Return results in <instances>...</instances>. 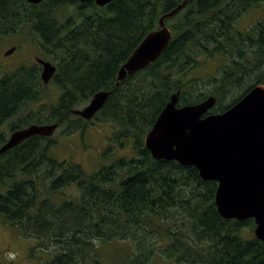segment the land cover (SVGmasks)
I'll return each instance as SVG.
<instances>
[{
    "label": "trees",
    "instance_id": "1",
    "mask_svg": "<svg viewBox=\"0 0 264 264\" xmlns=\"http://www.w3.org/2000/svg\"><path fill=\"white\" fill-rule=\"evenodd\" d=\"M180 2L115 0L97 7L92 1L0 0V27L16 25L0 34L28 28L40 58L56 66L51 84L59 90L54 104L27 114L10 133L51 123L68 135L83 131L88 122L69 111L110 91L94 119L112 124L110 142L133 152L91 173L58 162L51 138L32 137L0 156V223L33 237L30 256L37 264H102L101 247L126 242L131 251L125 264L157 258L168 264H264V243L250 234L253 220L218 215L217 183L201 180L194 167L153 160L143 143L177 91V106L214 96L209 113L218 114L264 85V0H190L165 20L172 39L161 57L115 86L120 66ZM69 4L76 6L74 15L60 19ZM253 10L260 17L240 31L242 15ZM212 61L213 75L192 76ZM39 72L38 65H22L0 77V126L23 105L41 100ZM236 87L241 90L231 95ZM6 139L0 132V146ZM71 187L74 195L64 192Z\"/></svg>",
    "mask_w": 264,
    "mask_h": 264
},
{
    "label": "water",
    "instance_id": "2",
    "mask_svg": "<svg viewBox=\"0 0 264 264\" xmlns=\"http://www.w3.org/2000/svg\"><path fill=\"white\" fill-rule=\"evenodd\" d=\"M43 0H26L37 5ZM65 1V0H61ZM92 1L103 7L115 0ZM190 0H182L173 10L161 16L158 28L149 32L127 60L120 66L116 84L156 62L168 47L172 32L165 20L182 11ZM9 49L5 56L12 54ZM41 65L40 79L47 85L56 67L36 58ZM110 91L95 93L83 108L70 114L91 121L105 105ZM180 91L169 102L146 133L143 143L156 161H174L184 167H194L201 180L217 183L214 204L223 220L243 222L252 219L253 237L264 243V85L253 86L223 113L209 114L216 99L209 96L202 102L177 106ZM59 123L32 124L15 130L0 147V156L35 137L53 136Z\"/></svg>",
    "mask_w": 264,
    "mask_h": 264
},
{
    "label": "rangeland",
    "instance_id": "3",
    "mask_svg": "<svg viewBox=\"0 0 264 264\" xmlns=\"http://www.w3.org/2000/svg\"><path fill=\"white\" fill-rule=\"evenodd\" d=\"M75 9L76 6L72 4L65 5L59 12L60 19L74 15ZM259 17L260 11L258 10H253L242 15L239 22V30H247ZM13 23L5 22L2 24L0 27L1 31L9 30L14 25ZM32 40L33 36L28 28H21L14 35L0 34V77L5 73L12 72L19 66H31L34 64V58H40L37 47ZM27 45L32 47L31 54H27L26 52ZM11 47H15L16 51L11 56H5L6 51ZM29 59L31 60L30 62ZM218 59L222 60V58ZM216 66V62H208L203 67L196 69L192 76L202 78L205 74L213 75L216 71ZM240 90V88L236 87L230 91V94L236 95ZM58 96L59 90L54 85L49 84L44 87L41 100L35 103L28 102L23 105L12 118L0 126V132L8 137L12 124L23 119L27 114L45 111L46 108L56 102ZM114 130L115 127L112 124L102 123L98 119H93L88 122V125L83 131H77L70 135L65 133L62 128H59L51 137L53 144L51 153L58 162L78 164L87 173L95 172L101 167H109L115 159L133 155L130 147L118 149L116 145L110 142ZM64 192L69 193V195H74L76 189L71 187ZM252 230L250 234L253 236ZM27 236L20 228L5 226L0 223V264H37L38 260L30 256L34 239H32L33 237L28 238ZM100 250L103 256L102 264H125L124 261L128 260L127 255L130 253L131 247L127 242L112 243L101 247ZM34 254L35 256L42 255L38 251ZM150 264L168 263L157 258Z\"/></svg>",
    "mask_w": 264,
    "mask_h": 264
},
{
    "label": "flooded vegetation",
    "instance_id": "4",
    "mask_svg": "<svg viewBox=\"0 0 264 264\" xmlns=\"http://www.w3.org/2000/svg\"><path fill=\"white\" fill-rule=\"evenodd\" d=\"M25 1H26V0H25ZM28 4H29V3H28ZM18 30H19V29H16V32H17ZM2 32H4V33H8V30H6V31H2ZM27 46H28V48L25 47V48H26V52H27V54H28V53L31 54L32 47H31L30 45H27ZM11 48H12V47H11ZM29 48H30V49H29ZM15 51H16V50H15ZM15 51H14V52H15ZM14 52H13V53H14ZM13 53H12V54H13ZM12 54H11V55H12ZM11 55H9V56H11ZM7 57H8V56H7ZM32 57H35V56H32ZM31 59H32V58H31ZM43 60H44V59H43ZM30 61H31V60L29 59V62H30ZM35 61H36V59L34 58V64H35V65H38V68H39V70H40L39 73L41 74L42 67H41V65L37 64ZM45 61H47V60H45ZM50 63H51V62H50ZM34 64H32V65H34ZM51 64H52V63H51ZM54 66H55V65H54ZM55 67H56V66H55ZM56 71H57V68H56ZM55 74H56V73H55ZM53 76H54V75H53ZM52 78H53V77H52ZM52 78H51V80L49 81L48 85L51 84ZM40 80H41V79H40ZM42 84H43V83H42ZM48 85H46V86H48ZM43 86L46 87L44 84H43Z\"/></svg>",
    "mask_w": 264,
    "mask_h": 264
},
{
    "label": "bare ground",
    "instance_id": "5",
    "mask_svg": "<svg viewBox=\"0 0 264 264\" xmlns=\"http://www.w3.org/2000/svg\"><path fill=\"white\" fill-rule=\"evenodd\" d=\"M5 155V154H4Z\"/></svg>",
    "mask_w": 264,
    "mask_h": 264
}]
</instances>
